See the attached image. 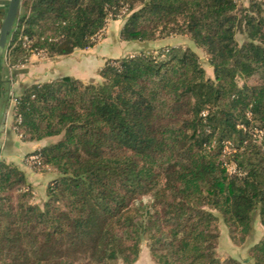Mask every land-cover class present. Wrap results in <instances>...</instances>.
<instances>
[{"label": "trees", "instance_id": "16d2710c", "mask_svg": "<svg viewBox=\"0 0 264 264\" xmlns=\"http://www.w3.org/2000/svg\"><path fill=\"white\" fill-rule=\"evenodd\" d=\"M238 1L21 0L9 68L92 47L119 18L125 42L186 36L213 77L195 50L169 45L109 58L97 81L8 89L22 141L59 139L26 157L52 176L42 206L0 159V264H132L144 241L156 264H264V236L248 263L216 251L220 221L235 245L264 227V0Z\"/></svg>", "mask_w": 264, "mask_h": 264}, {"label": "crops", "instance_id": "0c3cea01", "mask_svg": "<svg viewBox=\"0 0 264 264\" xmlns=\"http://www.w3.org/2000/svg\"><path fill=\"white\" fill-rule=\"evenodd\" d=\"M6 2L7 0H0V25ZM115 35L103 34L101 40L94 46L76 49L67 56L50 59L32 54L25 65L15 68L6 66L4 54L0 75V116L2 121L0 126V159L6 160V157L14 155L13 159H10L12 162L14 157L18 158L21 154L24 155L35 148L46 145L49 141L44 139L39 142H24L12 131V116L11 112L8 111L9 101L7 105L6 96L8 89L17 93L20 92L23 85L50 81L62 76H71L83 82L97 81L99 79L98 70L107 59L120 56L121 46H128L131 50L138 47L137 42H125L120 40L119 33ZM48 177L52 178V176Z\"/></svg>", "mask_w": 264, "mask_h": 264}, {"label": "rangeland", "instance_id": "374dc122", "mask_svg": "<svg viewBox=\"0 0 264 264\" xmlns=\"http://www.w3.org/2000/svg\"><path fill=\"white\" fill-rule=\"evenodd\" d=\"M238 4L242 5V6H247L249 4V0H239ZM124 21L125 20H122L119 18L118 19H109L106 23L104 30L98 36L97 42L101 40V37H103V34L106 35V33H108V34H111V36L118 34V33L120 34V30L123 27ZM115 37H116V35H115ZM110 38H112V37H110ZM238 40L241 41L242 36H238ZM169 45H181L183 47L188 46V47L192 48L193 50H195L196 53L198 54L199 58H200L201 65L205 70L206 76L210 77V78L213 77L212 68L210 67V65L207 62V58H206L205 53L202 50H200L199 48H197L184 35L173 36V37L163 39L160 41H156V42H152V43L138 42V47L136 49L133 48L132 50L128 46H121L120 51H119L120 56L118 58H122V57L127 56V55L137 54L141 51L158 50L161 47H164V48L169 47ZM253 81H254L253 79L250 80V82H253ZM239 83L241 84L242 80H239ZM13 132L15 133V131H13ZM58 139H59V136H56V137L48 138L47 140H49L48 143H52V142L57 141ZM28 153H26L24 155L21 154V156L18 157L19 159L17 157H14V160H12V162L10 159H13L14 155H12L10 157L8 156V157H6L5 161L10 162V163H14L20 169H23V170L25 169L24 171L26 173H28V178H27L28 182L33 187V198L31 201H32V203H35V204L42 206L43 202L46 200L45 190H46L47 184L49 183L51 177H48V176H50L49 174L46 175L44 173L35 171L29 167L30 164H28V158H26ZM7 155H9V154H7ZM218 225H219V232H220V237L217 241V246H216V251H217L218 256L221 257V259L226 258V257H234L243 263L244 262L248 263V257H249L248 248L252 243H254L259 238L264 236V227L259 223L258 220H256L255 225H254L255 229H254L251 237L243 245H235L230 240V236H229V233L227 231V228L223 225V223L220 221L218 223ZM118 264H122V263L118 262ZM132 264H156L150 255V250L148 247V243L146 241H144L142 243L139 256H138L137 260L135 262H133Z\"/></svg>", "mask_w": 264, "mask_h": 264}, {"label": "water", "instance_id": "95a60500", "mask_svg": "<svg viewBox=\"0 0 264 264\" xmlns=\"http://www.w3.org/2000/svg\"><path fill=\"white\" fill-rule=\"evenodd\" d=\"M20 2L21 0H7L4 7L3 19L0 25V75L2 70V60L5 54L9 36L12 32L15 20L18 15ZM1 122L0 116V126L2 124Z\"/></svg>", "mask_w": 264, "mask_h": 264}, {"label": "built area", "instance_id": "2783aa9c", "mask_svg": "<svg viewBox=\"0 0 264 264\" xmlns=\"http://www.w3.org/2000/svg\"><path fill=\"white\" fill-rule=\"evenodd\" d=\"M16 103V97L15 96H12V98L10 99V102H9V108H8V111L11 112L12 108H13V105ZM254 135L255 137L258 139V140H261L263 135H264V132L261 131V130H255L254 131ZM232 150V147H231V144L229 142H226L225 143V146H224V149H223V152L224 153H229L230 151ZM35 159V156H30L28 157V164H31L33 162V160ZM226 168H227V171L230 173V174H233L236 172V167L233 163H226Z\"/></svg>", "mask_w": 264, "mask_h": 264}]
</instances>
